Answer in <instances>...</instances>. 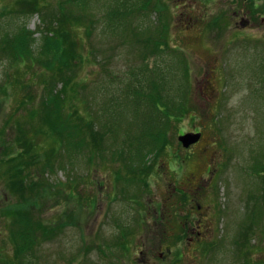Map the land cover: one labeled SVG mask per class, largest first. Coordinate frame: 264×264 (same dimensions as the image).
I'll return each mask as SVG.
<instances>
[{
    "label": "rangeland",
    "instance_id": "rangeland-1",
    "mask_svg": "<svg viewBox=\"0 0 264 264\" xmlns=\"http://www.w3.org/2000/svg\"><path fill=\"white\" fill-rule=\"evenodd\" d=\"M126 1L139 13L125 19L113 11L117 0H87L89 14L58 31L70 47L61 77L41 64L9 67L0 53V264L13 258L7 210L30 193L12 191L11 172L3 173L11 166L41 181L31 213L50 233L14 264L261 263L264 0ZM158 8L168 12L163 22ZM41 30L26 0H0V39L30 35L22 48L40 59L49 37ZM55 92L57 116L79 129L63 123L55 133L47 125ZM184 97L186 113L177 109ZM113 116L118 123L108 122ZM150 124L155 139L164 137L156 155L148 142L130 139ZM188 131L202 137L182 148L177 136ZM56 136L70 141L52 152L51 171L43 159L58 147ZM100 141L111 152L105 158L95 148ZM202 215V245L193 250L192 221Z\"/></svg>",
    "mask_w": 264,
    "mask_h": 264
},
{
    "label": "trees",
    "instance_id": "trees-1",
    "mask_svg": "<svg viewBox=\"0 0 264 264\" xmlns=\"http://www.w3.org/2000/svg\"><path fill=\"white\" fill-rule=\"evenodd\" d=\"M32 9L33 12H38L39 17L41 20V26L42 30L45 32H49V37H47L46 43H43V52L39 53V55H42L40 59H37V57H30L28 54L29 52H26L25 49L22 48L23 44H26L27 42L25 40L30 39V35H27L24 37L23 41H17L13 37H8L7 39L3 38L0 39V53H8L7 60L9 61V67L13 66V64H21L25 65L26 67H33L36 64H41L43 67L47 70L53 71L54 75L60 76L61 68L63 66L69 65L70 62L67 58V55L64 52H67L70 47H65L62 42V34L59 32H67V25L68 22L71 19L78 20L80 17H82L84 14L87 15L89 10V6L86 5L87 0H26ZM76 4H82L78 5L79 8L76 6ZM117 6L114 8V12L116 10L123 16V18H126L130 16V13L132 12L131 8L126 0H117ZM77 8H76V7ZM134 7V6H133ZM76 8V9H75ZM87 13V14H86ZM83 14L82 16H80ZM88 19H94V16H90ZM92 21V20H91ZM90 21V22H91ZM59 31V32H58ZM55 35V36H54ZM76 59L75 57H73ZM68 67V66H67ZM6 73V72H5ZM5 73H4V81L5 80ZM61 77V76H60ZM51 78L50 80H52ZM61 81L65 82L62 78H60ZM1 86V84H0ZM49 89H53V87L48 86ZM1 90V87H0ZM154 96H151L149 99H152ZM62 98V97H61ZM60 97H57V92H55L54 100H55V107H54V113L51 114L49 120L51 124H47L53 131L56 133V129L59 128L63 123H66V126L68 128H78V125H69L71 119L63 118L60 119L57 116V107L58 103L61 101ZM60 99V100H59ZM186 105V98L184 97L182 101H180V104L178 105V110L180 112L186 113L185 110ZM158 108V107H157ZM186 111V112H185ZM147 118V116H145ZM117 116H113V118H109L108 122H117L115 120ZM75 121L78 122L76 119ZM154 124V123H151ZM145 126V129L142 131V133L137 136L134 135L130 139L133 141H139L140 143L143 142L145 145L148 142L149 146L147 148L151 149V154H154L157 152H161L165 148L164 143V137L161 136V134L155 139L154 136L150 133V130L152 125ZM131 124H128L127 126L130 127ZM68 128H63L61 130L62 136H68L66 130ZM104 129V127H102ZM21 133V132H19ZM62 136H56L58 141V147L51 151V154L43 159L49 164V169L51 171L53 168V160H52V152L56 153L61 150L64 152L67 141H70V138H64ZM23 140L26 141V144L28 143L30 146L36 148V145L33 141L29 140V138L23 136ZM86 141L88 140L81 139L79 140V143L77 145H86ZM15 143L20 146V149L24 146L23 142L20 138H17L15 140ZM103 142L100 141L96 145L97 153L99 152V155L103 156L105 158L106 153H111L110 150H100L102 149ZM31 148V147H30ZM116 153V152H115ZM120 156H123V151L117 152ZM150 154V155H151ZM155 154V155H156ZM18 155L21 154L18 152ZM91 159V156L87 157V160ZM57 161H60L62 163V157H59L58 160L55 161V164L57 165ZM61 168H65L64 165L60 166ZM21 167H9L6 170L3 171V173H9L11 172V178L8 179V183H10V188L15 193L17 192L16 186H18V190H24L26 188H29L30 193L27 197L24 195L21 196H15L16 202L10 206V209L7 210V214L11 217V225L9 228V235L11 240V245L13 247V254L12 259L9 263L14 264L17 263L19 259H26L28 250L33 247V245L37 244V238L39 237V234H42L43 236H47L50 233H48L47 229L46 232H44L43 228L41 227V224L39 221H36L33 219L32 210H38V201H37V194L36 192H40L41 188V181L31 178L30 176H26L25 172H20ZM12 170V171H11ZM134 172V171H133ZM135 176V175H134ZM30 180H33L30 182ZM134 181L137 179L134 178ZM35 181V182H34ZM29 182V183H28ZM142 183V180L140 181ZM31 184V185H30ZM61 182L57 184V186H61ZM66 187L68 186L70 189L72 188L73 182L72 180L65 184ZM22 192V191H21ZM46 192V191H45ZM44 192V193H45ZM42 193V194H44Z\"/></svg>",
    "mask_w": 264,
    "mask_h": 264
},
{
    "label": "flooded vegetation",
    "instance_id": "flooded-vegetation-1",
    "mask_svg": "<svg viewBox=\"0 0 264 264\" xmlns=\"http://www.w3.org/2000/svg\"><path fill=\"white\" fill-rule=\"evenodd\" d=\"M197 209L200 210L201 207L198 205ZM206 221L207 220L203 217H200L196 221H193V224L191 227V233L193 234V238H189V242L191 243L190 245L193 246V250H195L194 243L197 244V247H199V245H201V243H202V240H200V239L198 240V238H200L201 235H204L206 225L202 224L201 222H206ZM194 222H196V224ZM195 226H197L198 228H202V230L201 231L195 230V228H194ZM195 238H197V239L195 240ZM259 255L263 257V261H261V263H259V264H264V251L260 252ZM239 264H241V262H239ZM249 264H257V263H256V261H254V262L249 261Z\"/></svg>",
    "mask_w": 264,
    "mask_h": 264
},
{
    "label": "water",
    "instance_id": "water-1",
    "mask_svg": "<svg viewBox=\"0 0 264 264\" xmlns=\"http://www.w3.org/2000/svg\"><path fill=\"white\" fill-rule=\"evenodd\" d=\"M199 137H200L199 133H196V134L186 133V134L180 135L178 137V140H179V142L182 143V145L184 147H188L189 145H191V144L195 143L196 141H198Z\"/></svg>",
    "mask_w": 264,
    "mask_h": 264
}]
</instances>
